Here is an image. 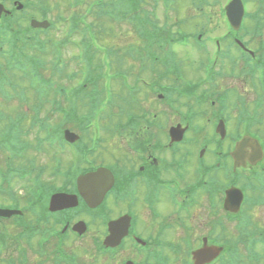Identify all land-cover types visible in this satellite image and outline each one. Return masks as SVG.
I'll use <instances>...</instances> for the list:
<instances>
[{
  "label": "flooded vegetation",
  "instance_id": "obj_1",
  "mask_svg": "<svg viewBox=\"0 0 264 264\" xmlns=\"http://www.w3.org/2000/svg\"><path fill=\"white\" fill-rule=\"evenodd\" d=\"M173 4L160 7L162 20L157 7L144 16L141 8L135 12L138 45L123 55L129 70L116 71L123 78L121 95L129 100L109 90L106 96L120 113L103 125L105 134L120 138L117 155L110 146L113 160L94 159L107 140L97 142L92 127L98 124L72 117L69 126L80 132L86 123L85 134L71 147V164L51 175L62 179L60 184L41 178L0 184L8 202L0 208L21 211L0 217V257L12 237L23 264H243L259 247L264 254V230L252 221L264 210V53L248 27L263 24L243 22L245 32L228 31L224 10ZM211 17L226 35H213L218 25ZM175 46H193L197 58L204 56L192 58L196 66L183 75L175 56H157L166 48L174 53ZM117 51L122 54L120 46L111 53ZM149 67L151 79L142 78ZM131 70L140 71L133 81ZM168 81L178 86H167ZM139 94L150 103L146 112L132 107ZM82 107L77 102L75 110ZM98 168L110 171L113 185L102 189L101 198L89 194L85 201L77 177ZM231 189L236 190L227 196ZM237 190L242 201L235 211ZM57 193L76 196V204H53Z\"/></svg>",
  "mask_w": 264,
  "mask_h": 264
},
{
  "label": "rangeland",
  "instance_id": "obj_2",
  "mask_svg": "<svg viewBox=\"0 0 264 264\" xmlns=\"http://www.w3.org/2000/svg\"><path fill=\"white\" fill-rule=\"evenodd\" d=\"M13 1H17V2L19 1V3L21 2L23 6L26 4L28 7V10H32L34 8V6H30L28 3H32V2L34 3L35 0H24L26 2H23L22 0H0V2H2L3 5L5 4L4 6L7 7L8 9L12 8ZM65 1L64 0H46L47 5L51 8V10L46 11L47 12L46 19L49 22H52V25L54 23V26L47 34H40L39 36L41 39L45 38V40L43 41H45L46 44H44L42 46L43 48H41L40 59L34 56L33 57L34 60L31 62V63H34V61L36 60L37 63L39 64L36 67V69L40 68L38 70V74L36 73L35 76L31 74L28 76L22 75V73L9 74V78L12 81L13 88L6 89L7 94H12V96H14V94L22 95L25 92L27 102L29 105H31L32 108L39 104L40 101L38 99L40 97L43 103L41 105V114L39 116V119L44 118L47 124V127H51L53 130H56V126L57 127L60 126L59 124L60 118H63V121L60 122L62 125L68 126L69 123L68 121H65L64 116H62L61 113L57 111L55 113L51 112L53 111V107H51V102L53 100H57L58 103L61 102L60 106L66 112H69V110L67 109L69 104H66L63 98H59L58 100V98H56L57 96L51 97L52 93H50L49 98H45L44 92H49V88L42 87L41 88L42 90L39 89L38 84L40 83V80L49 79L50 82L53 83V86L64 88V90L68 92L72 90L73 88L78 87V85L83 81V77L80 74V72H82L83 70L82 65L78 63V59H76V56L78 55L80 48H82L81 42H84L87 45V48H89L88 52L91 50V54L94 55V59H95L94 64H96L99 56L103 54V52H105L104 58L101 61L105 62L107 61L108 58H109L108 59L109 62L112 60L113 66L112 68H110L111 72H114L115 69L118 70V67L122 69L127 68L126 70H129L128 67H124L125 64L123 62L124 61L123 55H126L127 52L118 54V52L111 53V50L116 49L119 46L123 49L126 48L127 50L128 48H134V44L138 45L137 38L136 37L133 38V33H132L133 30L136 31L135 25L132 22H130V19L124 18V19H121L122 21L110 19V22L113 23V25H110L106 19L103 20L101 18L95 17L93 19L89 18L88 21L85 23L84 10H86L87 8L86 1H80L78 3V6L75 5L74 7L73 6L69 7L68 3H66L67 1L66 2ZM118 1H120V4L122 6H125L126 4H128L130 0H118ZM138 1L140 0L133 1L131 5H135ZM252 1H255V0H252ZM145 2H146V5L144 6V8L146 9L145 12L150 11L152 7H157L158 17H160V19L162 20L161 18L162 10H160V7L162 6L161 0H157V2H155L157 5L154 4L153 0H146ZM225 2L226 0H211L209 1L210 6L208 7L207 10H212V13L215 12L219 14L220 11L222 12L220 8ZM56 4H57V10H55V7H54V5ZM262 6L264 7V5ZM250 7H253V9L256 7H259V5L257 4V0L256 2L251 4ZM28 10L25 9L24 12L25 11L27 12ZM250 12L256 14L258 13V10H256L255 12L253 10H250ZM32 14L34 15L32 16V18H37V20L41 19L42 17L41 15H43L42 13L39 14V12H38V15L36 12H32ZM58 15L62 17L61 19L63 20V22H61V19H60L59 20L60 23H58L57 21L59 17ZM71 17L81 18L79 23L72 24V26H74V24H79L78 26L79 28L75 29L76 31L75 35L73 34L75 31L69 30L70 25H71L70 23ZM211 18L212 19L210 20V22L213 24V26L218 25L217 30L214 32L213 35H215L216 33H221L222 26L220 22L217 19H213L214 17H211ZM22 24H23V20H21L18 26L22 28ZM25 25L27 26L28 24L27 23L23 24V26ZM86 26H89L90 28L93 27V30H94L93 39H91L90 36H86L84 34L87 30ZM182 38L184 39L185 36H183ZM64 39L66 40L63 42ZM74 41L77 42L78 44L77 46L75 45ZM254 41L258 44L260 41H264V34L260 38L257 37V39ZM165 43H169V40L164 41V44ZM94 47H96L98 50H96V48ZM5 48L6 46L4 45L2 49L4 50ZM28 49H31V50H28V54L35 53V49L33 47L28 48ZM172 50L174 51L175 54L172 53L171 51L168 52V49L166 48L162 52L161 51L157 52L158 54L157 56L158 57L161 55L175 56V60L178 62V66L179 67L182 66L181 71L183 75H185L184 72L186 70L190 72V70H192L196 66V65H193L195 64V62L192 60V58L193 59L197 58V53L194 50L193 46H189L187 48L175 46L172 48ZM99 51H101V54L99 53ZM203 56L204 55H201L197 59H201L203 58ZM119 60H121L122 63L119 62ZM6 61H7V58L0 55V67L2 70H5ZM55 64H58L57 70H54L53 68ZM163 65H166V64H163ZM27 67H29V69L31 70V66L28 65ZM106 69L108 68L106 67ZM156 70L157 69H154V72H156ZM73 74H75L74 77H72ZM129 74H130L129 81H133L140 74V71L138 70L135 72L134 70H131ZM37 75L40 76L39 77L40 79L35 78L37 77ZM151 76H152V69L149 67L146 71V74L143 75L142 78L145 77L147 79H151ZM117 77L121 80L123 79L121 76H117ZM102 85H103V81L99 80V87L100 89H102L101 91L103 93L104 89L102 88ZM106 85L110 92L109 95H112V96L121 95L122 89L118 85L117 81H114L112 79L110 83H106L104 86ZM131 85H134V82H131ZM167 86L177 87L178 83L177 81H173V82L168 81ZM89 88L88 87L85 88L86 92L89 91ZM37 89H38V92H37ZM91 91H94V88H91ZM40 92L41 94H39ZM95 95L97 96L96 98L97 101L94 102L95 105L93 106V108L91 109L90 106L86 107L85 109L77 108V113L78 115H91L92 112L99 110V109L101 110V115L99 118V126L101 127L100 133H99V139H100L99 145L102 143L101 138L103 139L106 138L107 140H106V143L105 142L103 143L101 149L95 154L94 159H96V161L99 160L101 164H107V161L113 160V156L115 154L117 155L118 151L120 152L121 143H120L119 136L116 135L115 132H108L105 134V132L103 131V127H104L103 125L109 124V120L106 118L104 113H106V115H108L109 117L118 116V114H113L114 112H117V109L113 105V101L111 100L109 102L106 101L105 96H107V93H104V95L103 94L98 95L97 93H95ZM140 97L141 98L138 99L139 103H134L132 107H134L136 111L143 110V112H146V110L149 108L150 103L148 102L147 99H145V96L143 94L140 95ZM251 97L252 96L249 94L248 98H251ZM114 99L116 101V102L114 101L116 103V106L119 105L118 104L119 100L117 98H114ZM121 99L128 101L129 95H126L123 93L121 95ZM19 102H20L19 96H15V98L9 102H3V100L0 98V103L3 104V106L5 107V111H6V108L9 109L8 111L9 115H11L12 117L14 116V113L11 110H13V108H17L19 105ZM157 104L160 105V103H157ZM22 105H25V103ZM21 109L22 111L27 112V113L29 111V108L27 106H22ZM136 111H134L133 113L135 114L140 113ZM31 117H32V114H29L28 120H27L28 124H26V126H29ZM110 124H111L110 125L111 127L113 126L114 122L112 121ZM1 127L2 126H0V129ZM140 128L145 129V126L140 124ZM69 129L72 130V132L74 133H78L76 132L77 129L73 127L72 125L69 127ZM34 131H32L31 135L27 138L29 140L28 141L29 144H31L32 146L34 144H37L39 141L43 142L45 140V136H44L45 133H42L43 136L37 141L36 139H38V135L35 136ZM115 135L117 136V139L114 138ZM111 145L116 146V148L112 146V148L115 149V154L113 153V151H110ZM106 146H109V148H107ZM29 151L31 152L32 149L30 148ZM108 153L110 156H108ZM6 156H7V153H5V151L0 147V168L1 169H5V157ZM29 157L33 158L35 166H41L43 168L45 167L48 170L46 176L43 175L41 177V180L43 182L45 183L52 182V183H59V184L62 182V179H58L59 178L58 176H56L55 179L51 178L52 172L50 171V169L51 167L52 168L54 167V160L57 159L58 166H59V172L63 173L65 169L71 164V158H72V156H69L68 153L65 154L64 157H60V158L55 157V154L50 150V148L47 149V146L45 144L42 145L41 149H39L37 152L34 150V153L31 154ZM12 161L14 162V164L12 165L13 168L20 166V163L23 162V160L21 159H12ZM8 177L11 178V175H9ZM11 183H18V182L11 181ZM15 188H16V191H19L21 189V186H16ZM19 194H21V192ZM0 204H8V202L6 199H4V197L0 196ZM256 214L257 216L253 215L252 221L258 227L264 230V210L262 209L258 210L256 211ZM234 237H237L239 240H243L244 238L243 234L240 235L239 233H236V236L234 235ZM15 240H17L15 237H12V240H8L7 248H5V250L2 252V257H0V264H4L3 263L5 262L4 259L7 260L8 258L16 260V264H23V263H20L19 259L16 258V251L14 250V245H13V244H16L17 242ZM260 248L261 247L258 248L259 252H261ZM36 263H39L38 260L36 261ZM29 264H34V262L32 261Z\"/></svg>",
  "mask_w": 264,
  "mask_h": 264
},
{
  "label": "trees",
  "instance_id": "obj_3",
  "mask_svg": "<svg viewBox=\"0 0 264 264\" xmlns=\"http://www.w3.org/2000/svg\"><path fill=\"white\" fill-rule=\"evenodd\" d=\"M128 5V4H127ZM101 13V12H100ZM21 29H16L12 27L10 23H0V40L7 39V42L10 45V59L15 62L14 65L21 64L20 59L34 60V56L40 59V49L38 52L35 51L34 54H28V48L26 45V35L25 31ZM33 35V34H32ZM20 43V46L18 45ZM88 52H85L84 55H87ZM23 63V62H22ZM34 66L32 67V73H35L39 70L36 69L38 65L37 61H34ZM58 64L53 66L54 70H57ZM35 70V71H34ZM89 70L87 69L85 74V80L91 81L92 76L90 75ZM25 74V73H24ZM96 79V78H95ZM47 86L51 87L50 80H46ZM83 90V87L80 89ZM58 91L61 95H64L65 91L58 88ZM22 122V117H17L16 119H10L9 116L4 119H0V142L4 144V149L11 154V156H17L21 150H23V143L19 142L18 137L20 135V124Z\"/></svg>",
  "mask_w": 264,
  "mask_h": 264
},
{
  "label": "water",
  "instance_id": "obj_4",
  "mask_svg": "<svg viewBox=\"0 0 264 264\" xmlns=\"http://www.w3.org/2000/svg\"><path fill=\"white\" fill-rule=\"evenodd\" d=\"M239 9H241L242 10V5L239 3ZM2 12H4V10H3V8H2V6L0 5V15H1V13ZM34 26H42V27H45L46 26V24H33ZM101 174H103V171H102V173H101V171H98V173H96V174H94V175H92L93 177L94 176H98V175H101ZM105 174V176H108V174H106V173H104ZM104 174H103V177H105L104 176ZM102 176V175H101ZM106 179V178H105ZM86 181V180H85ZM96 181H97V179H94V180H87L86 182H90V184H87V186H90L91 184H94V183H96ZM100 187H103V185L102 184H100V186H98V189H101ZM88 190H90L89 189V187H87L86 189H85V191H88ZM85 194H87V193H85ZM101 196V195H100ZM100 196H98L97 197V199L98 198H101ZM96 197V196H95ZM62 199H65V198H63V197H61ZM2 213V215H5V216H7V215H9V213L10 212H6V211H0V214Z\"/></svg>",
  "mask_w": 264,
  "mask_h": 264
}]
</instances>
